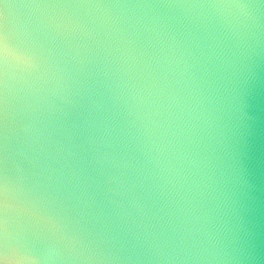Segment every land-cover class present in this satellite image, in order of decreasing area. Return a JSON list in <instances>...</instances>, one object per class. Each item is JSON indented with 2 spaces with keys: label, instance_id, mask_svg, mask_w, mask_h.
Segmentation results:
<instances>
[{
  "label": "clouds",
  "instance_id": "1",
  "mask_svg": "<svg viewBox=\"0 0 264 264\" xmlns=\"http://www.w3.org/2000/svg\"><path fill=\"white\" fill-rule=\"evenodd\" d=\"M0 264H264V0H0Z\"/></svg>",
  "mask_w": 264,
  "mask_h": 264
}]
</instances>
